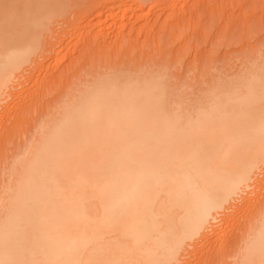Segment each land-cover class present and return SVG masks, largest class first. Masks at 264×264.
Segmentation results:
<instances>
[{
	"label": "bare ground",
	"instance_id": "1",
	"mask_svg": "<svg viewBox=\"0 0 264 264\" xmlns=\"http://www.w3.org/2000/svg\"><path fill=\"white\" fill-rule=\"evenodd\" d=\"M64 2L0 0V109L8 108V97L17 94L13 89L24 84L26 73L44 69L50 56L40 51L51 47L43 51L48 54L57 44L53 40L82 33L79 25L70 34V29L67 34L58 30ZM94 9L101 10V26L108 18L140 22L147 17L137 0H97ZM50 25L51 37V32L46 36ZM122 29L118 36L127 33ZM99 36L86 38L91 52L114 40ZM261 64L226 86L210 87L212 100L189 117L168 110L159 70L132 77L128 74L136 66L128 64L97 78L94 74L95 81L76 92L31 146L5 188L0 264H182L187 246L212 237L221 211L259 186L264 171ZM259 205L249 230L236 238L233 264H264V196Z\"/></svg>",
	"mask_w": 264,
	"mask_h": 264
},
{
	"label": "rangeland",
	"instance_id": "2",
	"mask_svg": "<svg viewBox=\"0 0 264 264\" xmlns=\"http://www.w3.org/2000/svg\"><path fill=\"white\" fill-rule=\"evenodd\" d=\"M64 1L66 10L61 25L57 26L58 30L63 28L61 33L70 34L79 25L78 29L82 27V33L78 34V31V36L65 35L62 37L64 40L59 39L60 43L58 40H53L54 43L57 42L56 47L54 46L53 51L48 54L43 51L51 47H45L43 51H40V55L45 54L51 57L48 56L49 61L47 59L44 61V69L36 70L31 74L32 77L26 73L21 78L24 84L19 82L20 85L17 87H20L13 89V92L17 94L8 97L6 105L8 104L9 109L7 107L5 110L0 109V198L3 197L0 199L2 200L0 216L5 206L4 196L6 198L9 195L6 189L11 185L15 174L22 169L24 161L29 157L42 132L50 129L55 119L61 116L62 109L68 106L74 95H77L76 92L78 90L81 92L82 88L94 82L99 75L128 67V64L130 67L136 66L133 72L137 73L128 74L132 77L149 76L159 70L163 73V80H165L163 82L166 86L165 99L168 110L177 111L182 116L189 117L193 113L195 115L196 109L204 106V103L212 100V94H209L212 91L210 87L213 89L220 88L221 85L226 86L239 76L246 75L249 70L257 66L256 64L264 63L262 57L264 56V0H162L161 2L160 0H137L144 7L143 13L139 14H146L149 23H146L147 17L140 19V22L135 18L131 21L125 18L118 22L108 18L102 26L97 23V15L101 10H93L97 0ZM157 1L161 4L159 3V7L156 8L157 11L152 10V7L157 5ZM86 21L93 23L90 25V22ZM85 22L90 26L84 24ZM132 24L136 26L130 36L128 32ZM87 26H89L88 29ZM99 26L102 29L101 33L97 30L100 29ZM50 27L46 36L51 32L48 35L51 37L54 31L52 33L53 26L50 25ZM123 27L126 28L127 33L124 36H118L120 31H123ZM66 29L70 30L66 32ZM86 29L87 31L90 29L91 37H98L100 34L101 39L114 40L103 50L95 46L91 52L89 43L86 41L89 37L87 33L85 34ZM170 31L173 33H169ZM80 35L82 37H79ZM45 39L41 40L44 44H46ZM128 47L130 50L125 51ZM123 52L128 54L125 55ZM91 64L94 67H90ZM106 64H113L114 67L116 65L115 70L114 67L106 70ZM159 64L161 66H158ZM97 65L100 66L98 69ZM141 66L143 70L141 68L139 70ZM45 68L48 69L45 70ZM94 74L98 75L94 76ZM231 78L233 80L230 81ZM218 82L220 84H217ZM207 95L211 99L207 98ZM1 113H3L2 116ZM28 149L29 152H27ZM262 171H260L259 186L256 189L255 187L248 189L244 194L245 200L242 198L234 202H238L237 204H232L233 210L230 208L228 211H221V214L217 216V219L221 218L219 219L221 222L219 220L215 222L216 234L213 235L214 232H212L210 239L200 240L195 247L187 246L189 252L186 253V259L182 258V264H233L235 262L236 238L239 240L242 235H245L251 226L250 223L262 209L260 206L262 203L259 205L264 196V171Z\"/></svg>",
	"mask_w": 264,
	"mask_h": 264
}]
</instances>
